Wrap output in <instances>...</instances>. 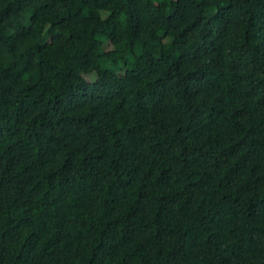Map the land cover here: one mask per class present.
<instances>
[{
  "label": "trees",
  "instance_id": "1",
  "mask_svg": "<svg viewBox=\"0 0 264 264\" xmlns=\"http://www.w3.org/2000/svg\"><path fill=\"white\" fill-rule=\"evenodd\" d=\"M0 264H264V0H0Z\"/></svg>",
  "mask_w": 264,
  "mask_h": 264
}]
</instances>
